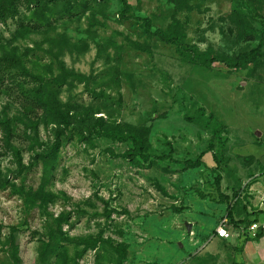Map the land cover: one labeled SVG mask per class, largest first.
Masks as SVG:
<instances>
[{"label":"rangeland","instance_id":"374dc122","mask_svg":"<svg viewBox=\"0 0 264 264\" xmlns=\"http://www.w3.org/2000/svg\"><path fill=\"white\" fill-rule=\"evenodd\" d=\"M127 2L22 3L0 23V57L41 78L82 76L56 89L62 106L135 128L149 157L132 163L122 157L132 142L97 133L65 143L48 178L35 156L56 126L41 125L36 151L22 126L10 139L0 126V264H198L209 237L187 232L196 212L211 208L220 224L231 208L264 210V59L231 67L264 42V0ZM195 52L216 62L204 67ZM6 108L13 119L20 109L5 93L0 120ZM217 254L212 264H233Z\"/></svg>","mask_w":264,"mask_h":264},{"label":"trees","instance_id":"16d2710c","mask_svg":"<svg viewBox=\"0 0 264 264\" xmlns=\"http://www.w3.org/2000/svg\"><path fill=\"white\" fill-rule=\"evenodd\" d=\"M69 0H0V23H5L9 19H14L20 14V4H25L27 8L40 7L44 3L53 4L59 2H68ZM72 1V0H71ZM124 4L125 11L130 6L127 0H121ZM240 1V0H233ZM255 19L261 17L254 13ZM148 27L150 21L147 22ZM263 36H264V21ZM152 36L158 37L164 43L175 44L180 46L176 38L169 37L164 31L157 30ZM262 45L251 50L248 53L240 54L236 59L232 60L231 67L234 69H242L248 66H255L264 59ZM196 61L204 67H211L216 59L208 54L194 53ZM70 76L83 81L82 76L64 71V78L46 79L31 73L24 62L15 54H8L0 57V95L9 94L15 97L20 109L17 110L14 119L10 117L9 112H4V119L0 120V126L6 132L8 139L16 135V131L23 127L18 137H23L26 143H29L31 150L36 151L39 143L40 127L42 124L55 125L56 130L53 145L46 151L36 152L35 164L39 161L43 162L45 177L52 176L60 149L65 143H71L76 138L81 141L94 134H99L104 138L119 143L132 142L133 148L128 150L123 158L137 163L138 160L149 161V157L145 154V141L138 134L135 128L130 126H114L103 118L95 119L97 112L90 108H82L75 116H71V110L62 106L57 96V88L67 83ZM71 125H75L73 130L67 131ZM22 139V138H21ZM192 167H198V163H192ZM8 184V180L0 177V187ZM229 222V221H228ZM263 231L258 238L263 237Z\"/></svg>","mask_w":264,"mask_h":264},{"label":"crops","instance_id":"0c3cea01","mask_svg":"<svg viewBox=\"0 0 264 264\" xmlns=\"http://www.w3.org/2000/svg\"><path fill=\"white\" fill-rule=\"evenodd\" d=\"M217 209L221 212L219 207L215 208V211H217ZM244 209L245 208H243L241 212L231 208L230 210H227L225 216L222 217V219L227 217L229 221L228 230L234 234V236L229 240L218 237L216 230L219 224H213V221L217 222L218 218L213 216L211 208L209 210H202L195 213L196 216L194 215L193 220L195 221L196 226L194 225L192 230L199 231L202 238L209 237L201 250L202 255H207H198L194 259L198 260V264H209L210 262L212 264L216 255H218V251L224 252L227 256H233V264H264V235L263 237L258 238V235L262 231L264 233V230L261 227L264 225V221H259L260 217H264V210H258L257 214L252 212V216L245 218L249 212L246 214ZM255 223L261 228L252 231L251 227ZM198 242H202V239ZM202 257H207V260ZM186 261L187 258L185 256L182 263L186 264Z\"/></svg>","mask_w":264,"mask_h":264},{"label":"built area","instance_id":"2783aa9c","mask_svg":"<svg viewBox=\"0 0 264 264\" xmlns=\"http://www.w3.org/2000/svg\"><path fill=\"white\" fill-rule=\"evenodd\" d=\"M264 230V225L261 226ZM258 224H253L251 227V230H258L261 228ZM217 235L219 238L221 239H225V240H229L233 237V235L231 234V232L228 230V219L227 217L223 218L219 224V226L217 227Z\"/></svg>","mask_w":264,"mask_h":264},{"label":"water","instance_id":"95a60500","mask_svg":"<svg viewBox=\"0 0 264 264\" xmlns=\"http://www.w3.org/2000/svg\"><path fill=\"white\" fill-rule=\"evenodd\" d=\"M185 227H186V230H187L188 233H191L192 232V228H193L192 224L186 223L185 224Z\"/></svg>","mask_w":264,"mask_h":264}]
</instances>
